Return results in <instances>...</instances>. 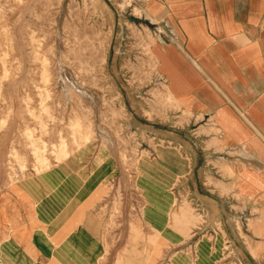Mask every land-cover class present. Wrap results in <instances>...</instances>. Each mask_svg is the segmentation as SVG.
I'll use <instances>...</instances> for the list:
<instances>
[{"label": "crops", "instance_id": "0c3cea01", "mask_svg": "<svg viewBox=\"0 0 264 264\" xmlns=\"http://www.w3.org/2000/svg\"><path fill=\"white\" fill-rule=\"evenodd\" d=\"M133 1L156 29L151 53L185 120L142 139L148 222L171 244L196 243L191 252L181 246L171 264H228L227 244L246 264V256L264 264V0ZM107 149L87 143L0 196V264L107 256L99 207L103 184L118 176ZM181 193L193 195L200 214L191 230L186 219L167 218ZM131 252L116 264H158L155 251L143 263Z\"/></svg>", "mask_w": 264, "mask_h": 264}, {"label": "rangeland", "instance_id": "374dc122", "mask_svg": "<svg viewBox=\"0 0 264 264\" xmlns=\"http://www.w3.org/2000/svg\"><path fill=\"white\" fill-rule=\"evenodd\" d=\"M141 14L133 0H0V196L87 143L107 146L102 154L113 155L118 176L103 184L99 215L108 254L97 264H116L131 251L141 263L155 251L158 264H171L181 246L195 250L193 242L163 240L164 229L147 219L142 139L185 120L151 53L156 29ZM193 198L179 195L171 223L186 219L188 230L197 227ZM225 250L228 264H246L232 246Z\"/></svg>", "mask_w": 264, "mask_h": 264}]
</instances>
